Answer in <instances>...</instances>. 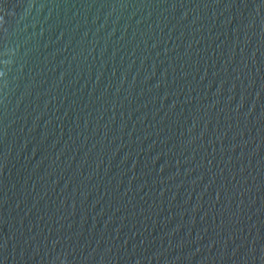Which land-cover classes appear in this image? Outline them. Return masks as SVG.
I'll list each match as a JSON object with an SVG mask.
<instances>
[{
    "label": "water",
    "instance_id": "95a60500",
    "mask_svg": "<svg viewBox=\"0 0 264 264\" xmlns=\"http://www.w3.org/2000/svg\"><path fill=\"white\" fill-rule=\"evenodd\" d=\"M0 264H264V0H0Z\"/></svg>",
    "mask_w": 264,
    "mask_h": 264
}]
</instances>
